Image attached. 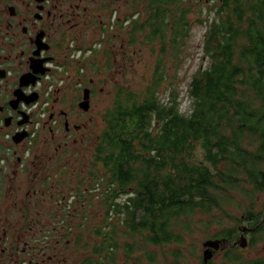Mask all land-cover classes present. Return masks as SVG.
<instances>
[{
    "label": "flooded vegetation",
    "instance_id": "flooded-vegetation-1",
    "mask_svg": "<svg viewBox=\"0 0 264 264\" xmlns=\"http://www.w3.org/2000/svg\"><path fill=\"white\" fill-rule=\"evenodd\" d=\"M129 4L0 0V264H157L160 247L130 230V187L112 200L113 166L97 160V101L106 94L104 108L113 103L108 73L128 72L134 23L145 20L142 5L120 11ZM239 185L193 228L175 231L182 240L163 264H181L187 238L196 250L202 239L196 264H264V182Z\"/></svg>",
    "mask_w": 264,
    "mask_h": 264
},
{
    "label": "trees",
    "instance_id": "trees-1",
    "mask_svg": "<svg viewBox=\"0 0 264 264\" xmlns=\"http://www.w3.org/2000/svg\"><path fill=\"white\" fill-rule=\"evenodd\" d=\"M200 1L212 5L214 17L193 22L205 27V66L191 75L182 110L176 89L161 90L180 79L190 17ZM133 4L145 7V20L134 23L130 37L148 31L156 62L139 91L126 82L116 85L113 103L101 114L97 160L113 166L112 200L119 189H131L130 230H146V243L164 248L179 245L182 233L175 231L190 229L196 217L220 207L230 191L243 187L240 182H264V7L255 0Z\"/></svg>",
    "mask_w": 264,
    "mask_h": 264
},
{
    "label": "rangeland",
    "instance_id": "rangeland-1",
    "mask_svg": "<svg viewBox=\"0 0 264 264\" xmlns=\"http://www.w3.org/2000/svg\"><path fill=\"white\" fill-rule=\"evenodd\" d=\"M133 2H134V0H131V6L129 4L128 8L127 7L125 9L121 8L120 11L123 13L127 12L129 7L131 9ZM204 6L206 9H211L210 13H207L205 11ZM197 11L199 13H197ZM202 16L206 17L205 19H207V20L214 17V11L212 9V5H210L208 3H205V5H203V1L200 3L198 8H196L195 12L193 14H191L190 22L193 23L195 20L200 19ZM191 25L192 26H191L190 38H189V40L185 46V50L183 52L185 58L181 54L182 60H183V65L179 71L180 79L179 80L174 79L172 81L174 85H172V86L165 84V86H163L162 90H161L163 93H168V92H171L173 90V88L176 89L179 92L180 108L182 110H184L187 107V98L185 97V92H186L187 84H188V81H189L191 75L193 73H195L196 70L200 66H202V67L205 66L204 62L201 60V48H200L202 36L205 32V27L203 24L199 25L197 23H193ZM148 35H149L148 31H145L143 34H136V33L134 34V38H132V39H134V41H137V44H134V43L130 44V47H129V50H130V54H129L130 55V66H129L128 72L125 74L124 77L120 73H116L115 70H112V72L108 73L109 78L114 82V89L116 88V85H120L121 83L126 82V80H127V82H126L128 84L127 87L131 88L134 91L135 90L139 91L149 81V79L152 75V72L154 70L156 57H157V49L153 48V52H152L151 51L152 46L147 45V44H149L146 41V36H148ZM95 39H96V37H95ZM95 39H93L92 35H90V37L86 38L85 41L86 42H94ZM158 44H159V42H158ZM158 44L155 42L151 43V45H158ZM107 46L108 45H106V47ZM114 46H113V49L117 50L118 43L115 42ZM104 51H107V49L101 50V52H99L101 57H99L98 59H100V61H103V58L105 60L107 58ZM115 57H116V59H118L117 55H115ZM168 73L171 75L172 71L169 70ZM91 77L95 78L94 74H91ZM107 87L108 86H105V89ZM162 97H166L165 94H163ZM101 99H102V101H97L98 107H99V110H98L99 111V133H101L103 130V120L101 118V114L103 113V111L105 109L104 107H105L106 102H107V95L106 94L103 95L101 97ZM103 100H104V102H103ZM235 207H236V209H238V208H240V205L237 204V205H235ZM224 212L225 211L219 213V216H221L222 219H224L223 217L228 218V216H230L233 211L231 208H228V210H226V212H228L227 216H223ZM241 212L242 211H240L238 213L240 214ZM227 218H225V219H227ZM189 227L191 229L194 226L190 224ZM200 236H201V234L197 233V237H200ZM187 240L188 241H186L185 245L181 248L182 257H183L181 264H196V262H198V258H200V256H201V252H202L201 245H200V242L202 239L195 241L196 242V248H198V250H196L194 248L195 246L193 247V245H191V241L189 242V238H187ZM214 246L216 247L217 244H214ZM174 248H175L174 246H170V247H164V248L157 249L156 252H157L158 256L154 257L155 263L163 264V260H168L171 257V252L174 251ZM259 250L262 251V248H260Z\"/></svg>",
    "mask_w": 264,
    "mask_h": 264
},
{
    "label": "bare ground",
    "instance_id": "bare-ground-1",
    "mask_svg": "<svg viewBox=\"0 0 264 264\" xmlns=\"http://www.w3.org/2000/svg\"><path fill=\"white\" fill-rule=\"evenodd\" d=\"M207 246H208V247L215 248V249H217V247H218V246H217V247H214V246H213V243H208Z\"/></svg>",
    "mask_w": 264,
    "mask_h": 264
},
{
    "label": "water",
    "instance_id": "water-1",
    "mask_svg": "<svg viewBox=\"0 0 264 264\" xmlns=\"http://www.w3.org/2000/svg\"><path fill=\"white\" fill-rule=\"evenodd\" d=\"M85 100H86V97L84 98V101H83V102H84V104H86Z\"/></svg>",
    "mask_w": 264,
    "mask_h": 264
}]
</instances>
